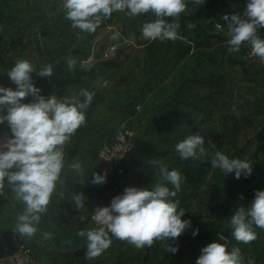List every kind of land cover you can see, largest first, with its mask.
Returning a JSON list of instances; mask_svg holds the SVG:
<instances>
[{
    "label": "rangeland",
    "instance_id": "obj_1",
    "mask_svg": "<svg viewBox=\"0 0 264 264\" xmlns=\"http://www.w3.org/2000/svg\"><path fill=\"white\" fill-rule=\"evenodd\" d=\"M247 3L186 0L178 20L165 18L179 24L183 39L162 42L142 35L143 24L156 19L151 12L130 17L116 11L109 23L102 21L94 33H87L73 28L60 11L63 0H0V86L14 88L7 73L18 60L29 61L37 72L54 64L53 76L34 72L32 78H64L66 98L86 89L94 94L87 111L96 101L98 113L114 112L119 117L113 134L88 140L100 174L106 173L98 204L106 192L114 198L126 187L151 190L161 180L159 168L150 164L153 159L184 178L172 199L179 200L177 211H185L181 219L190 220L191 227L173 241L156 240L144 248L111 238V246L96 264H196L201 249L212 242L225 244L229 252L239 248L244 264L250 259L264 264V229L253 225L257 239L244 244L232 237L230 227L235 211L247 209L255 192L264 190V65L249 56L247 42L239 52L230 53L228 28H215L224 13L246 18ZM40 31L48 35L46 54L38 49ZM258 35L264 39V28L258 29ZM69 56L77 61L74 69L60 71ZM92 64L96 67L88 71ZM120 131L131 135L135 147L108 174L99 154L105 145L116 142ZM197 132L205 139L207 155L182 160L176 144ZM209 140L230 159L250 161L251 174L236 179L234 172L213 168L215 150ZM220 235L225 239L220 240ZM169 246L178 251H168Z\"/></svg>",
    "mask_w": 264,
    "mask_h": 264
},
{
    "label": "clouds",
    "instance_id": "obj_2",
    "mask_svg": "<svg viewBox=\"0 0 264 264\" xmlns=\"http://www.w3.org/2000/svg\"><path fill=\"white\" fill-rule=\"evenodd\" d=\"M199 4L201 0H194ZM66 19L73 28L82 32L94 33L102 19L110 18L113 12H126L130 17L151 12L156 17L142 26V35L146 40H177L179 24L169 23L165 18L178 20L186 10V0H63ZM246 18L240 15L224 17L228 22V51H240L245 42L251 46V54L264 62V39L258 35V29L264 28V0H248L244 11ZM192 27V25H189ZM117 33L112 38L117 39ZM114 51V49H113ZM69 70L74 69L77 61L66 58ZM54 64H46L38 72L27 60H18L8 71L10 80L17 86L15 90L0 86V124L7 122L12 136L0 144V194L5 181L13 186L17 199L24 204L23 212L17 217L15 232L28 238L33 237L38 229L40 214L46 212L52 194L60 181L64 168V145L76 130L85 123V112L93 99V93L82 89L79 95L60 101L55 95L45 98L35 86L32 73L41 77L53 76ZM28 96L31 103H22ZM79 97L84 99L81 101ZM6 109V114H5ZM212 149L216 145L208 141ZM205 139L199 132L187 136L176 144L175 150L182 160L200 159L207 155ZM211 160L213 168L224 174L235 173L249 176L252 163L239 158L230 159L220 150H215ZM150 164L159 168L160 182L149 190L138 187H126L122 195L115 196L110 206L96 207L93 219L98 228L81 230L80 237L87 240V259L99 257L111 244L109 233L116 239L127 241L136 248L151 247L156 240H175L187 228L190 220H182L185 211H177V196L183 182L177 170L169 171L167 166L153 159ZM72 168L78 173L82 170L79 162ZM106 182V173H94L92 183L100 185ZM167 184H171L169 188ZM77 206L83 204L82 194H75ZM253 225L264 229V190L255 192L251 205L238 208L230 217L231 235L236 241L250 244L257 239ZM193 231V236L198 234ZM50 238L51 233H44ZM220 240L225 239L219 236ZM168 251L178 248L169 246ZM196 264H244L239 248L231 252L225 244L212 242L201 249ZM247 264H255L254 259Z\"/></svg>",
    "mask_w": 264,
    "mask_h": 264
},
{
    "label": "crops",
    "instance_id": "obj_3",
    "mask_svg": "<svg viewBox=\"0 0 264 264\" xmlns=\"http://www.w3.org/2000/svg\"><path fill=\"white\" fill-rule=\"evenodd\" d=\"M114 15L115 12L110 18L102 19V21L109 23ZM46 37L48 38V35L44 31H40L39 34L36 32V38L39 40L44 54L47 53ZM33 38H35V32ZM59 69L62 71L69 68L67 64H63L59 66ZM32 80L35 86L41 90L40 95L45 98L52 95H55L60 101L66 98L64 78L63 81L59 76L48 81L34 78ZM16 87L14 84L13 89ZM79 98L81 99V97ZM33 99L32 96H28L22 103H31ZM83 99L82 97L81 101ZM99 109L96 101L93 102L92 111L86 110L85 112V123L64 145L62 150L65 162L60 181L57 182L46 212L40 214V222L36 225L37 233L31 238L15 232L17 217L23 212L24 204L17 199L13 186L8 185L7 180L5 181V187L0 194V255L13 250L18 244L24 243L32 248L35 257L42 264H96L100 259V257L87 259L86 237L78 235L81 230L92 229L91 223L84 222V220L93 203L95 205L98 203L100 191L103 188L101 184L92 183L93 174L100 172L96 159L91 156L92 153L90 154V149H88L90 146L88 140L113 134L115 131L114 122L119 118L114 112L98 113ZM1 127L11 131L7 122ZM76 162L82 165V170L79 173L72 168V164ZM75 194L83 195L84 200L81 206L76 205ZM44 233H51L50 238H45Z\"/></svg>",
    "mask_w": 264,
    "mask_h": 264
},
{
    "label": "built area",
    "instance_id": "obj_4",
    "mask_svg": "<svg viewBox=\"0 0 264 264\" xmlns=\"http://www.w3.org/2000/svg\"><path fill=\"white\" fill-rule=\"evenodd\" d=\"M230 15L224 13L220 16L219 21H217L215 28L218 31H224L228 28V22L224 20V17ZM249 56L253 59H257L260 61L258 57H255L249 52ZM261 62V61H260ZM264 65V62H261ZM12 136L11 131H8L2 127H0V144H3L9 137ZM116 142L112 145H105L99 154V159L103 163L105 170L108 174H112V172L123 162L124 159L133 151V139L131 135L126 131H120L117 134ZM103 199L100 203L96 204L92 213L90 214L89 222L93 228H98L99 225L93 219L94 210L96 207H106L110 206L111 200L113 197L109 192H106L105 195L102 196ZM110 238L114 240L116 239L109 233ZM123 241V240H119ZM0 264H42L40 260H38L32 248L29 245L24 243L18 244L13 250L8 251L0 255Z\"/></svg>",
    "mask_w": 264,
    "mask_h": 264
},
{
    "label": "water",
    "instance_id": "obj_5",
    "mask_svg": "<svg viewBox=\"0 0 264 264\" xmlns=\"http://www.w3.org/2000/svg\"><path fill=\"white\" fill-rule=\"evenodd\" d=\"M60 11H61V12L64 11V6L60 9ZM37 44H38V49H39V51L42 52L41 46H40V44H39L38 41H37ZM94 67H95V65L92 64V65H90V66L88 67L87 70H88V71H91ZM94 207H95V203H93L92 207L90 208V210H89V212H88V215H87V217L85 218L84 222H88V221H89V219H90V214L92 213Z\"/></svg>",
    "mask_w": 264,
    "mask_h": 264
}]
</instances>
